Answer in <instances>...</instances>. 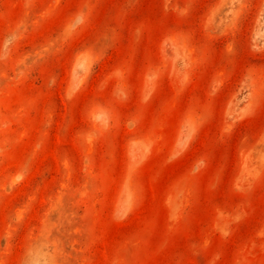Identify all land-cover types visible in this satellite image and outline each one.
Wrapping results in <instances>:
<instances>
[{
  "label": "rangeland",
  "instance_id": "obj_1",
  "mask_svg": "<svg viewBox=\"0 0 264 264\" xmlns=\"http://www.w3.org/2000/svg\"><path fill=\"white\" fill-rule=\"evenodd\" d=\"M0 264H264V0H0Z\"/></svg>",
  "mask_w": 264,
  "mask_h": 264
}]
</instances>
